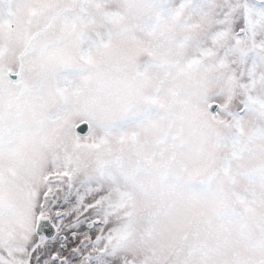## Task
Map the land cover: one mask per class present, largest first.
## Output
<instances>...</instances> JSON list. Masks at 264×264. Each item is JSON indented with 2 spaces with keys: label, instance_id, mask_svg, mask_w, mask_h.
<instances>
[{
  "label": "snow or ice",
  "instance_id": "obj_1",
  "mask_svg": "<svg viewBox=\"0 0 264 264\" xmlns=\"http://www.w3.org/2000/svg\"><path fill=\"white\" fill-rule=\"evenodd\" d=\"M0 264H264V0H0Z\"/></svg>",
  "mask_w": 264,
  "mask_h": 264
}]
</instances>
